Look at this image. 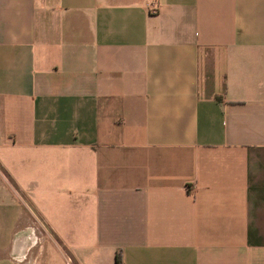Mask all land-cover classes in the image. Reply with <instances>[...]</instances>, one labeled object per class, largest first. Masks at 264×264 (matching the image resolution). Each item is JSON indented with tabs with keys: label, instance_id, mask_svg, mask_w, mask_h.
Instances as JSON below:
<instances>
[{
	"label": "crops",
	"instance_id": "1",
	"mask_svg": "<svg viewBox=\"0 0 264 264\" xmlns=\"http://www.w3.org/2000/svg\"><path fill=\"white\" fill-rule=\"evenodd\" d=\"M116 253L264 264V0H0V264Z\"/></svg>",
	"mask_w": 264,
	"mask_h": 264
},
{
	"label": "rangeland",
	"instance_id": "2",
	"mask_svg": "<svg viewBox=\"0 0 264 264\" xmlns=\"http://www.w3.org/2000/svg\"><path fill=\"white\" fill-rule=\"evenodd\" d=\"M7 188H8V192L12 194L13 201H17L19 204H26L27 190L25 186L8 185ZM20 200H22V202ZM23 207L26 210L24 205Z\"/></svg>",
	"mask_w": 264,
	"mask_h": 264
},
{
	"label": "trees",
	"instance_id": "3",
	"mask_svg": "<svg viewBox=\"0 0 264 264\" xmlns=\"http://www.w3.org/2000/svg\"><path fill=\"white\" fill-rule=\"evenodd\" d=\"M115 263L116 264H121V257L119 253H116L115 255Z\"/></svg>",
	"mask_w": 264,
	"mask_h": 264
},
{
	"label": "built area",
	"instance_id": "4",
	"mask_svg": "<svg viewBox=\"0 0 264 264\" xmlns=\"http://www.w3.org/2000/svg\"><path fill=\"white\" fill-rule=\"evenodd\" d=\"M151 11H156V8L154 6H150Z\"/></svg>",
	"mask_w": 264,
	"mask_h": 264
}]
</instances>
